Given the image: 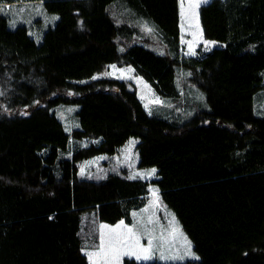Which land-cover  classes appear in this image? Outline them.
I'll return each mask as SVG.
<instances>
[{"label": "trees", "instance_id": "1", "mask_svg": "<svg viewBox=\"0 0 264 264\" xmlns=\"http://www.w3.org/2000/svg\"><path fill=\"white\" fill-rule=\"evenodd\" d=\"M30 1L59 18L36 43L26 26L8 27L2 9L16 0H0V264H89L83 218L129 221L150 184L199 256L175 264H264V118L253 108L264 0L201 5L202 35L221 46L191 57L179 56V0ZM155 41L172 57L149 49ZM111 64L167 98L180 94L177 69L188 72L208 110L176 125L149 116L127 81L79 82ZM61 105L78 106L71 132ZM132 137L137 167L156 179L79 176L82 161L113 156Z\"/></svg>", "mask_w": 264, "mask_h": 264}, {"label": "rangeland", "instance_id": "2", "mask_svg": "<svg viewBox=\"0 0 264 264\" xmlns=\"http://www.w3.org/2000/svg\"><path fill=\"white\" fill-rule=\"evenodd\" d=\"M210 1L179 0V56H202L213 48L221 46L219 42L204 39L201 31L199 8ZM115 2L117 0L112 2L114 8ZM2 10L10 29L26 26L29 35L36 43L41 42L44 33L54 27L59 18L57 14L47 12L42 2L30 0H16L14 3L5 4ZM150 24L152 26L150 29L158 31L153 22ZM139 42L143 43L144 40L140 39ZM149 49L169 55L167 49L163 45H158L157 41L150 44ZM187 76H189L188 72L177 69L176 81L180 94L175 98L157 95L141 76L134 73L132 67L106 65L90 79L79 82L104 78L127 81L136 90L137 97L149 116L180 125L193 118L198 111L208 110L204 92L187 83ZM253 108L256 116L264 118V87L255 93ZM77 109L78 106L74 105H61L56 108V114L68 132L77 127L74 116ZM137 143L138 140L132 137L113 156L98 155L82 161L79 165V176L89 180H103L109 174L117 173L130 179L146 181L156 179L155 168L137 167ZM73 147L74 145L71 144L69 151ZM82 229L84 230L82 237L84 234L85 240L82 251L89 264H122L124 258H131L140 263L175 264L199 258L176 216L161 201L156 187L152 184L149 186L146 203L131 211L129 221L121 219L115 224H109L99 222L90 215L83 218Z\"/></svg>", "mask_w": 264, "mask_h": 264}]
</instances>
